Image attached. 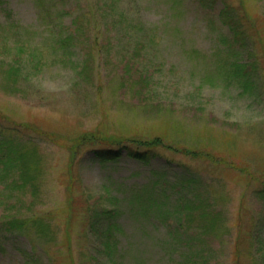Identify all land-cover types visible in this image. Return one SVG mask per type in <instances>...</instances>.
Listing matches in <instances>:
<instances>
[{"label": "rangeland", "instance_id": "obj_1", "mask_svg": "<svg viewBox=\"0 0 264 264\" xmlns=\"http://www.w3.org/2000/svg\"><path fill=\"white\" fill-rule=\"evenodd\" d=\"M90 1H65L69 13L60 30L74 33L75 20L82 42L72 48L73 62H67L65 51L66 62L54 63L49 45L57 29L46 27L35 0H0V112L57 139H37L43 164L36 198L6 191L0 184V197L12 206L24 204L20 213L49 214L55 239L41 242L40 264H80L88 246L85 214L93 204H104L107 193H124L133 184L152 191L154 172L174 177L180 165L201 175L210 199L226 215V233L213 239L214 262L264 264L257 250L264 247V206L253 195L264 187V0H124L128 18L148 30L143 45H135L140 35L131 34L128 26L115 30L105 25L102 12L95 14L93 25L90 15L85 16ZM223 3L235 18L218 16ZM233 19L249 49L233 50L251 52L263 77L258 98L242 96L220 75L219 59L228 50L220 40L230 36L226 23ZM84 27L87 34L91 31L87 42ZM93 32L99 34L96 46ZM241 57L248 59L246 53ZM15 63L20 64L18 73L8 76ZM83 64H88L85 76ZM139 77H145L140 85ZM88 131L105 138L91 148L109 146L116 138L155 136L175 147L159 150L147 164L126 156L100 164L85 152L74 162L71 176L70 147ZM184 147L209 152L221 163L191 159ZM6 209L0 204V214ZM122 212L118 222L125 264H174L175 257L162 253L167 251L161 245L166 234L157 223L158 212L137 218ZM27 247L22 239L6 243L0 264H23Z\"/></svg>", "mask_w": 264, "mask_h": 264}, {"label": "trees", "instance_id": "obj_2", "mask_svg": "<svg viewBox=\"0 0 264 264\" xmlns=\"http://www.w3.org/2000/svg\"><path fill=\"white\" fill-rule=\"evenodd\" d=\"M65 1L58 0L61 5L59 7L54 0H50L48 4L46 0H35L41 19L46 20V27L57 29L55 39L49 45V48L53 50L52 62L54 63L65 61L62 58L65 51H68L67 62H73L69 57L70 54L75 55L72 48L82 42L83 34L79 33L80 30L75 20L71 21V25L74 24V33L73 31L62 33L60 30L64 28L62 18L69 13ZM123 2L124 0L90 1L88 3L89 10L86 11L85 16L90 15L89 17L94 20L93 25H95L97 23L95 14L102 12L105 25H112V29L115 30H119L122 26H128L131 28V34L140 35L134 40L135 45H143L146 43L148 30L144 28L143 24L140 25L138 21L128 18L126 8L122 10ZM221 6L218 10L219 17L235 18L226 3ZM226 25L230 30V36L220 40L228 48L226 55L219 59L220 75L223 80L239 88L242 96L254 95L258 98L262 92V88L259 87L262 76L258 74L260 70H258L252 53L233 50L235 46H244L248 51L249 49L246 48L248 46L247 37L240 32L241 28L239 29L236 19H233L232 24L228 22ZM84 31L87 42L90 39L91 31L87 34L85 27ZM93 33L92 42L96 46L99 42V34L98 32ZM129 41L132 43L130 39ZM57 51L61 52V58H58ZM241 53H246L248 59L240 58ZM38 62L39 60H36L32 67H37ZM87 65L83 64L80 67L82 76L87 74ZM129 65L127 66L129 67ZM19 69V63L11 65L7 70L8 76H15ZM144 78L139 77V85ZM100 138L105 139L99 133L88 131L73 141L70 147L71 166L69 171L71 176L74 162H77V158L85 152L89 154L92 161H97L100 164L116 162L124 156L141 164H147L148 160L155 156L159 150H169L175 147L171 143H166L162 137L155 136L147 139L116 138L111 140L113 144L109 146L91 148L93 144L101 141ZM37 139L57 141L51 133H46L28 122L15 123L0 112V184L4 190H17L21 194L29 192L33 198L38 195L43 159ZM107 139L106 141H108ZM183 151L191 159H207L212 163H221V160L206 151L185 147ZM180 166L181 172L176 173L174 177H169L164 172H154L153 178L157 181L151 182L152 191L147 186L133 184L129 185L130 187L124 193L116 195L107 193L104 204H93V207L88 209L85 214L84 237L88 246L85 255L79 260L80 264H125L120 241L123 227L118 222L122 219V210L129 217L134 218L142 216L150 210L158 212L157 223L160 222V225L165 228L166 234L161 245L167 251L162 253L168 254L169 257H175L174 264H216L214 260L217 257V250L213 239L226 233V215L224 211L217 208L215 198L210 199L208 186L204 184L201 175L188 166ZM253 195L258 197L264 206V187L256 189ZM16 201L20 203L21 198H16ZM2 203L7 209L4 210L6 213L0 214V250L8 242L11 243L18 239L26 240L28 247L24 254H21L23 264H40L38 247L43 248L41 242L50 243L55 239L49 214L40 215L33 212V214L27 215L20 213L24 204L12 206L11 202L0 197V204ZM257 250L263 253L261 257L264 258V247L260 245Z\"/></svg>", "mask_w": 264, "mask_h": 264}]
</instances>
